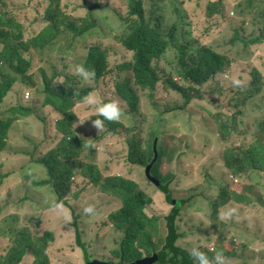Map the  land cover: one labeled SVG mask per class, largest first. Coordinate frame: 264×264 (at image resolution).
<instances>
[{"label":"trees","instance_id":"trees-1","mask_svg":"<svg viewBox=\"0 0 264 264\" xmlns=\"http://www.w3.org/2000/svg\"><path fill=\"white\" fill-rule=\"evenodd\" d=\"M74 1L77 0L69 2L44 0L41 5L43 12L37 16L25 14L26 18L21 21L20 14L27 13L28 5H22L19 0H0V46H2L0 48V193H13V189L21 192L23 190V198L19 201V205H22L25 212L29 211V215H32L34 210L37 211L36 216L29 218V223L34 220L40 223V220H43L41 216L45 214L44 210L45 216L50 217L47 199L52 200V203L55 200L53 195L47 193L46 187L52 189L59 201V198L70 194L75 171L80 170V174L90 180L92 185L101 189L103 194L114 196L122 202V208L111 216V222L119 233L127 236V239L123 237L119 247L120 256L114 257L116 261L110 263L132 264L143 261L145 256L153 257L155 252H159L158 264H193L189 252L177 247L178 241L187 236L192 237L189 234H195L182 231L180 226V220L185 212L184 206L188 202L184 199H176L170 188L175 174L164 177L157 172L163 156L166 158L168 156L167 149L173 150L171 163L175 167H184L181 150L190 148L188 136H184L174 127H161V131L157 133L155 127L151 130L148 143L128 142V162L146 167L155 157V141L158 138L159 157L152 175L157 176L158 173L157 179L161 184L156 190L160 194L163 193L166 201L173 205L172 212L167 215L166 225L163 227L159 225L158 217L147 215L143 205L151 198L147 197L145 191L139 189L136 182L125 177H104L97 166L84 164V155L87 156L89 153L92 156L95 153L90 151V147L91 138L97 132L92 123V120L97 118L95 111L86 104L80 103L84 96L101 89L100 82L107 83L111 73L115 81L114 88L110 92L98 91L102 95V100L119 101L123 115L140 110L142 103L139 90L154 97L166 71L159 62L154 61L162 59L173 45L175 59L171 63L174 65V71L168 75L165 85L181 95L184 101L181 107L184 111L191 110L189 122L192 126L200 127L193 121L194 118L204 122L207 131L197 136L206 138L211 135L212 138L217 137L220 142V145L206 144V153L213 152L216 146L221 149V156L218 159L211 158L208 161L210 167L215 168L216 179L224 181V185L218 189V194L207 198L211 207L208 218L215 226V233L210 235H214V239L218 240L221 245L218 251L223 252L226 259L246 258L248 253H253V258L258 259V253L247 250L249 246L242 244L240 250L233 246V239L226 240V235L230 233L234 235L236 233L241 239L245 238V234L241 231L246 229L247 222L242 225L234 212L232 217L219 218L221 212H228V210L221 211L223 206L230 210L244 206L248 199L245 194L248 183L253 180L255 174L264 175V119L259 115L260 108L264 107V61L257 58L258 67L251 65L255 67L252 70L249 65L248 83L242 84L238 79L239 84H236L235 77V80L229 78L237 60L218 50L213 42H206L204 38L217 26L216 18L226 17L225 0L206 1V13L202 16L205 29L200 33L202 41L198 46H196L198 43L188 39L187 43L179 42L175 36L178 26L170 23L165 26L164 16L158 14L155 8L148 10L146 0H127V14L119 13L123 10L114 6L109 0L106 5L107 10L112 12L122 24L120 40L133 53L130 61L119 63L118 59L117 67L111 64L110 55L114 54L113 48L102 40L104 32L99 31L96 26L94 17L96 9L93 11V5L86 4V14L77 16L74 13L77 9L74 7L70 9ZM182 1L186 7V0ZM19 7L21 11L18 15ZM32 10L29 9V12ZM259 16L261 17L257 19L259 23L249 22L256 26L248 31L247 39L241 38L238 33L239 28L243 30V26H234L232 30L235 35L231 43L234 44L236 40L248 46L264 43V27H262L264 7L259 12ZM234 22V19L230 20L231 26ZM61 36L72 40L71 46L76 45L75 52L53 50L52 45ZM27 37H29L28 41L25 39ZM82 45L86 46L87 55L80 60L79 48ZM192 47L196 52L190 51ZM36 56L40 58L38 63L40 77H36L37 74L35 75L33 71ZM47 57L51 58L50 64L46 61ZM80 63L86 64L95 73L90 84L74 73L75 66ZM129 70L134 72L135 79L130 76L123 77L125 75L123 71ZM31 86H40L41 91L37 93L41 99L40 103L28 101L31 97H26L30 92H27V89ZM206 95L212 96L210 102L196 100L203 99ZM7 99H11L12 106L5 104ZM79 105L85 106L86 109L79 110ZM153 105L157 106V103ZM48 112L51 114L48 115ZM256 114L258 117H254ZM30 120L34 125L40 126L42 132L41 138H30L35 151L8 149L14 126L21 127ZM83 121L85 122L82 123ZM106 124L111 125L112 128H106L105 133L123 126L121 120L106 121L104 128ZM169 135L175 138L172 144L166 147L165 142ZM45 144H51L49 152L36 158L39 151H42L41 146ZM9 155H28L32 159L17 170H8ZM36 169H41L44 176L38 177ZM187 173L192 175L190 180L198 181L197 170ZM18 177L21 179L20 182L25 180L24 188L17 186L20 183H17ZM233 178L238 179L239 182H234ZM198 190L199 188L194 185L190 192L194 194ZM260 205L264 206V199ZM227 228L229 233L225 232ZM198 232V234L203 232V236L210 238L207 233L205 235L203 228L199 227ZM48 233L39 238L32 233L31 227L26 226L17 233L16 238L7 248V255L3 256L1 264H22L26 254L34 258V264H51L47 249L49 243L56 239L52 233L49 238L45 237ZM10 235L13 236L12 231ZM196 247L206 252L210 258L217 252L210 251L211 242L206 247L199 245ZM130 252H134L133 257L129 255Z\"/></svg>","mask_w":264,"mask_h":264},{"label":"rangeland","instance_id":"rangeland-1","mask_svg":"<svg viewBox=\"0 0 264 264\" xmlns=\"http://www.w3.org/2000/svg\"><path fill=\"white\" fill-rule=\"evenodd\" d=\"M43 1L44 0H19L22 5H28V11L24 14H20L21 7L18 8V15H22L19 19L23 21L27 15H39L40 12L44 11L41 7ZM69 1L70 0H65V2ZM111 1L114 6L123 10L119 13L127 14V0ZM154 1L155 3L153 4V0H146L148 10H153V8H155L158 14L163 15L165 26L169 23L178 26L175 32L176 39L181 43H187L186 40L188 39L193 43H198L196 45L198 46L202 41L200 33L205 29L202 16H205L206 13L207 0H186V7L183 5L182 0ZM225 2L227 4L226 17L216 18L217 26L204 38H206V42H213L218 50L227 53L230 57L237 60L233 72L231 73L232 76H230L229 79L235 80L236 78V81L240 79L242 84H246L250 80V75L248 74L249 65L250 70H252L255 67L251 65L258 67L256 62L257 58L262 62L264 61V43L248 46L242 41L236 40L233 44L231 40L235 34L232 28L234 26H243V30L239 28L238 33L241 38L247 39V34H249L248 31H251L254 26H256L254 24H249V22L259 23L257 19L261 18L259 12L264 7V2L263 0H225ZM108 3L109 0H77L71 3L70 9L74 7L77 9L74 12L75 15L81 16L86 14V4L93 5V11L96 9V13L94 14L96 26H98L99 31L102 30L104 32V38H102V40L105 41L107 46L113 48L112 51L114 54L110 55L111 64L117 67L116 61L118 59L119 63L126 60L130 61L133 53L122 44L120 40L122 24L115 18L112 12L107 10L106 5H108ZM29 9L33 10L29 12ZM231 19L235 20L232 26L230 24ZM259 26H261V24H259ZM262 27H264V22H262ZM25 39L28 41L29 37ZM225 42L228 44H225ZM71 43L72 40L69 37L61 36L52 47L54 51L69 50L72 53L75 52L76 45L71 46ZM194 47L190 49L191 52H196L193 51ZM0 48H2V46H0ZM79 51L81 52L79 59L83 60L87 55L86 46H80ZM177 54H179V51ZM174 55L175 51L172 45L162 59L154 61L155 63L159 62L166 70L163 73V78H161L156 94L154 93V97H150L147 93L139 90L142 103L140 110L123 115L121 118L123 126H118L108 132L113 135L106 136L104 141H107L108 144L103 143V145H99V151L97 150L92 156L89 153L87 156L85 154L84 164L95 161L102 174H112L111 176L114 177L123 176L135 180L139 189L145 191L147 197L151 198L143 205L147 215L150 217H158L159 225L163 227L166 225L165 219L167 215L172 212L173 205L169 204L165 199L166 196L163 195V193H158L156 190L157 188L145 178L144 169L142 167L128 162V142L148 143L151 130L155 127L157 133L161 131V127L173 126L174 129L178 128L184 136L189 137L187 140L190 144V148L181 150V158L184 161L185 168L175 167L171 163L173 150L170 149H167V158L163 156L161 164L159 162V168H157V172L164 177L175 174L173 175L174 178L172 180L171 190L176 199H184L188 202L184 207L185 212L183 213L182 219L181 217L178 219H181L180 226L182 231L195 234H189L192 237L189 238L187 236L185 239L178 241L177 247L189 252L193 246L199 245L206 247V245L211 242V252H214L216 247L221 248V245L214 239V235H210L215 233V226L214 222L212 223L208 218V215L211 213V207L207 198L213 195L216 196L219 187L224 185V181L222 179H216L217 173H215V168H211L208 161L211 158L218 159L221 156V149L216 146L213 152L206 153V144L213 143L220 145V142L217 137L212 138L211 135L206 136V138H199L197 135L207 131L204 122L194 118L193 121L200 127L192 126L189 122L191 110L184 111L177 108L179 103L183 102V98L178 92L168 89L165 85L168 75L170 72L174 71V65L171 63V61L175 59ZM39 61L40 58L36 56L33 70L35 75L37 74L36 77L41 76L38 65ZM46 61L50 64L51 58L47 57ZM118 72H121V70H118ZM123 72L125 73L123 77H133L132 70ZM86 83L90 84L91 79L86 81ZM114 83V78H112L110 73L108 82L104 84L101 81V89L98 91H113ZM136 88L138 89V86H136ZM28 91L31 92V98H29L28 101L40 103L39 100L41 99L37 96V93L41 91L40 86L28 87L27 92ZM98 91L94 93L99 95L102 99V95ZM211 98L212 96L208 97L206 95L205 98H198L196 100L208 103ZM82 101L80 103H82ZM156 103L157 106H154L153 104ZM79 106L78 109L81 111H83V108L86 109L83 105ZM89 107L91 110H94L93 106ZM260 110V118L264 119V107L260 108ZM50 111L52 113V110ZM51 113L48 112V115ZM254 117H258L257 114ZM33 123L34 122L30 120L29 122H25L21 127L18 125L14 126L8 149L15 151H35L34 145L30 142V138H41L42 132L40 126L34 125ZM105 128L109 129L112 127L106 124ZM105 128L99 131L103 132ZM174 138L175 136L169 135L165 142V146L169 147ZM107 145H109L110 149ZM96 146L97 145H95V147ZM41 147L42 151H39L36 158L41 157L43 153L49 152L52 146L51 144H45ZM95 147L91 146L90 151L94 152ZM201 154H205L206 156H202ZM9 158L10 159L7 160L8 170H17L25 162L31 161L32 159V157L28 155H9ZM181 164H183V162ZM193 170L198 171V181L190 180L192 175H188L187 172L190 173ZM36 173L38 177H40V175L44 176L41 169L37 170ZM74 175L75 181H73L70 194L76 195V201L81 200L86 206L81 211H77L74 205L76 210H74L75 214H73L71 210L63 208L60 202L53 208H50L52 200L47 199L50 211L53 212V209H56L59 214L56 215L58 217H55L53 213H51V217L47 218L45 216V210H42L45 214L41 216L43 220H40V223L35 220L29 223V218L36 216L38 212L34 210L32 215H29L30 212H25L22 205H19V201L23 198V190L21 192V190L13 189V193H0V264L3 260V256L7 255L6 250L16 238L17 233L20 230H24L26 226L31 227L32 233L39 238L44 237L46 232L49 233L45 237L49 238L51 236L50 233L55 237L56 240L49 243V248L47 249L51 264L87 263L84 259L85 256L82 250L76 244L77 234L82 235V241L86 246L90 245L91 241L96 247V249H89L88 246L86 247L90 258L110 260L111 257L118 258L120 256L119 247H121L123 237L127 239V236L119 233L111 222V216L122 208V202L114 196L103 194L101 189L90 185L87 180L80 177L79 170H76ZM157 176L155 175L156 178H158ZM16 180L17 183L21 181L19 177ZM233 181L236 183L239 182L238 179L237 181L233 179ZM194 185H196L199 190L195 191L196 193L193 194L190 191ZM17 186L24 188L25 180L23 179ZM46 188L47 193L53 195L56 201L58 198L53 194L52 189H49V187ZM210 189H212V191H210ZM81 190H84L85 193H81ZM245 194L248 199L245 201L244 206L234 211L235 217H237L242 225L247 222L246 229L244 231L239 230L245 234V238L241 239L236 236V233L235 235L230 233L226 235V240L233 239V246L240 250H242L240 248L242 244L249 246L247 250L258 253V259L253 258V253H248L246 258L232 259L228 257L227 264H264V206L260 205V202L264 199V175L255 174L253 180L248 183ZM88 208H91L92 211L83 212L84 209ZM227 210L229 211L230 209L224 206L221 207V211ZM75 216H78V218H75ZM230 217H232V215ZM199 227L203 228L205 235L207 233L210 238L203 236V232L198 234ZM10 231L13 232V236L10 235ZM225 232L229 233V229H225ZM218 244L220 245L219 247ZM133 254L134 252L129 253L131 257H133ZM155 255L159 256V252H155L154 256ZM153 257L145 256L144 259H148L147 264H157L156 262H152ZM22 264H34V258L26 254Z\"/></svg>","mask_w":264,"mask_h":264},{"label":"clouds","instance_id":"clouds-1","mask_svg":"<svg viewBox=\"0 0 264 264\" xmlns=\"http://www.w3.org/2000/svg\"><path fill=\"white\" fill-rule=\"evenodd\" d=\"M74 73L77 76H79L83 81H88V80L94 78V76H95V73L93 71H91L86 66V64H84V63L77 64L75 66V68H74ZM131 78H134L135 79L134 72H133V77H131ZM234 83L239 84V81H234ZM26 97H27V95H26ZM82 103L83 104H86V105H89V106H93L94 107V111H95V113L97 115V118H95L94 120H92L93 126L96 127L97 132L91 138V145L94 146V147H95V145H97L96 146L97 148L95 147V152H97V150L99 151V145H103V143L104 144H108L107 141H104V139H106V136L107 135H113L112 133H105L106 128H105V130L103 132H100L104 128L105 122L106 121H108V122H118V121H120L121 118H122V116H123V109H122L119 101H117V100L103 101L99 97V95H97L95 93H89V94L85 95L84 98H83ZM182 103H179V105L177 107L178 109L183 110V107H181ZM89 106H87V107H89ZM87 120H89V119H87ZM87 120H85V121H87ZM85 121H83L82 123H84ZM98 137H101V138H98ZM107 147L110 149L109 145H107ZM157 149H158V147H157ZM154 152H155V150H154ZM158 157H159V153H158ZM157 161H158V158H157ZM157 161H156V163H157ZM84 163H85V161H84ZM88 164L95 165L99 169V167L97 165V162H95V161L89 162ZM132 164L135 165L134 163H132ZM137 166L138 167H142L144 169L145 178L149 182H151L149 180L147 174H146V167H144V165H139V164ZM154 166H153V168H154ZM153 168L151 170V175H152ZM80 173H81V171H80ZM102 175L104 177H107V176H111L112 174H106V175L105 174H102ZM80 177L82 179L87 180L88 183L90 185H92L91 182H90V180H88L86 177L84 178L82 176V174H80ZM115 177L120 178V177H123V176H115ZM153 177H155V176H153ZM126 179H129V178H126ZM233 179H235V181H237L236 178H233ZM129 180H133V179H129ZM72 181H75V178H73ZM133 181L136 182L135 180H133ZM151 183L155 187H159V186H156L153 182H151ZM171 184H172V182H171ZM171 184H170V188H171ZM92 186L95 187L94 185H92ZM81 191H82L81 193H85L84 190H81ZM59 199H60L59 201L58 200H56V201L54 200V202L51 204V207L50 208H53L54 206L57 205L58 202H60L63 208L69 209V210H71V212L73 214H75L74 213V210H76V208H77V211H81L86 206L81 200H77L76 201V195L74 196V195L69 194L67 197L59 198ZM72 201H75V202H72ZM74 205L76 206V208H75ZM54 210H56V209H54ZM91 211H92L91 208H88V209H84L83 210V212H91ZM234 211H235L234 209H231L228 212H221L219 218L220 219H225L226 217H230ZM75 218H78V216H75ZM74 223H76V222H74ZM80 238H81V242L83 243V245L86 248L87 247L86 244L82 241V235H80ZM76 244H77V237H76ZM210 251H211V249H210ZM189 256L193 260V264H227L226 257L224 256L223 252H220V251L215 252V254L210 258L207 255L206 252L201 251L200 248H198L196 246H193L190 249V251H189ZM90 260H93V259L90 258ZM103 261H106L107 262V260H103Z\"/></svg>","mask_w":264,"mask_h":264},{"label":"water","instance_id":"water-1","mask_svg":"<svg viewBox=\"0 0 264 264\" xmlns=\"http://www.w3.org/2000/svg\"><path fill=\"white\" fill-rule=\"evenodd\" d=\"M157 144H158V138L155 141V158L151 164L146 166V174H147V176L151 182H153L156 186H160L159 180L151 175V170H152L153 166L155 165L157 158H158V149H157L158 146H157ZM77 235H78L77 236V246L83 251V254L85 256V260L87 262L86 264H112V263L106 262V261H99V259L90 260L89 259V252H88L87 248H85V246L81 242L80 234H77ZM147 261H148V259H144L143 261H136L132 264H147ZM152 262H156L158 264V262H159L158 255H155L153 257Z\"/></svg>","mask_w":264,"mask_h":264},{"label":"crops","instance_id":"crops-1","mask_svg":"<svg viewBox=\"0 0 264 264\" xmlns=\"http://www.w3.org/2000/svg\"><path fill=\"white\" fill-rule=\"evenodd\" d=\"M6 105H13L12 104V101H11V99H7V102L5 103ZM51 213H53V216H55V217H58V216H56V215H58L59 213H58V211L57 210H54L53 209V212H51L50 210H49V215H51ZM51 217V216H50ZM88 246V248L89 249H96V247L94 246V244L90 241V245H87ZM97 248H98V246H97ZM80 251V250H79ZM99 261H103V260H99Z\"/></svg>","mask_w":264,"mask_h":264},{"label":"flooded vegetation","instance_id":"flooded-vegetation-1","mask_svg":"<svg viewBox=\"0 0 264 264\" xmlns=\"http://www.w3.org/2000/svg\"><path fill=\"white\" fill-rule=\"evenodd\" d=\"M185 207V206H184ZM213 241V240H212ZM217 243H218V240H217ZM211 246H212V243H211ZM211 249V248H210ZM217 247H216V250L215 251H217ZM110 261H116V259L114 258V257H111V259L110 260H107V262H110Z\"/></svg>","mask_w":264,"mask_h":264},{"label":"built area","instance_id":"built-area-1","mask_svg":"<svg viewBox=\"0 0 264 264\" xmlns=\"http://www.w3.org/2000/svg\"><path fill=\"white\" fill-rule=\"evenodd\" d=\"M31 96L30 92L27 93V98H29Z\"/></svg>","mask_w":264,"mask_h":264}]
</instances>
